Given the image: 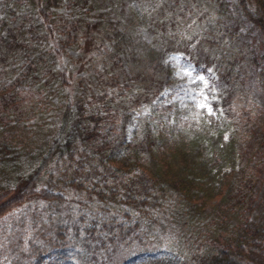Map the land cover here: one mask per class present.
Here are the masks:
<instances>
[{
	"label": "trees",
	"instance_id": "trees-1",
	"mask_svg": "<svg viewBox=\"0 0 264 264\" xmlns=\"http://www.w3.org/2000/svg\"><path fill=\"white\" fill-rule=\"evenodd\" d=\"M206 1L212 28L192 34L194 9L157 0H0V227L25 222L5 224L0 264L14 231L6 264H264L262 179L219 178L214 155L236 159L222 134L264 98V0ZM179 50L215 81L217 115L156 113Z\"/></svg>",
	"mask_w": 264,
	"mask_h": 264
},
{
	"label": "rangeland",
	"instance_id": "rangeland-1",
	"mask_svg": "<svg viewBox=\"0 0 264 264\" xmlns=\"http://www.w3.org/2000/svg\"><path fill=\"white\" fill-rule=\"evenodd\" d=\"M157 1V5H159L160 10L163 9V11L166 10V12L171 7H180L181 9L183 7L186 11L189 10L188 12L190 14V10L194 9L197 16L194 20L189 21L192 34L212 28L213 20L204 12L205 10L208 12V9H210V5H208V1L206 0H178V4L174 2L175 0ZM184 23H186L185 20ZM140 34L147 40H150L153 36V32L150 29L147 30L146 28H142ZM169 60L171 61V65L174 69L175 82L173 86L168 84L163 85L161 89L156 90L155 94L151 95L156 113L158 115L163 114V119L168 120V122H172L173 120L175 121L174 116L177 115V113H175L176 110L183 109L187 106H197L200 109H204L205 107H202V105L208 103L212 107L211 109L206 108L207 113H211L210 115H217L218 111H221L223 107L216 109V103L214 101L217 102L215 95L218 90L216 89L215 81H212L211 78H208L203 73H200V67L195 64L189 53L185 50L174 51L171 53ZM137 97L140 99L141 107L144 105L146 110L151 107V105L146 103L147 99L145 96L141 98L140 96ZM256 100L258 102L255 106L256 110H253L250 117H246L239 113L237 116L231 118V126L223 123L222 119L220 121H215L214 118L212 122V118H207V120H209L207 125L210 127L211 131L214 129L212 128V125L219 129L230 126L225 128L222 134L223 139L226 141L238 132V136L241 140L234 145L236 149V159L234 160L230 157H226L225 160H223L220 152L214 153L215 157H218L219 162L221 161L220 165L222 166L218 177H222L223 174L226 175L227 180L231 181L234 175L233 169L236 170V172L240 171V169L247 170L250 174H255L262 179L260 180L258 186L260 194H264V98H258L257 94ZM221 146H224V141L221 142ZM226 147L228 148L229 146ZM228 150L230 149L228 148ZM232 153L234 155L233 151ZM216 168H218V166ZM215 202V200L212 201V203ZM27 209L30 211L32 218L34 217L36 211H40L39 208L35 207H27L26 211L28 212ZM21 210H18L13 213V215L7 217L5 223H2V226L0 227L1 237L4 238L10 235V228L5 224L8 225L13 220L25 223L23 217H21L23 214ZM22 232L26 233L25 228ZM12 234L14 237L8 239L6 243L11 245L3 247L1 250L3 251L2 258L5 264L18 253L19 244L18 238L16 237L18 236L20 238V236L16 231ZM22 239L20 240L21 244H25V241L22 242Z\"/></svg>",
	"mask_w": 264,
	"mask_h": 264
},
{
	"label": "snow or ice",
	"instance_id": "snow-or-ice-1",
	"mask_svg": "<svg viewBox=\"0 0 264 264\" xmlns=\"http://www.w3.org/2000/svg\"><path fill=\"white\" fill-rule=\"evenodd\" d=\"M201 79H203V78H201ZM202 107L211 109L212 106L210 104H208V103H205V104L202 105Z\"/></svg>",
	"mask_w": 264,
	"mask_h": 264
}]
</instances>
